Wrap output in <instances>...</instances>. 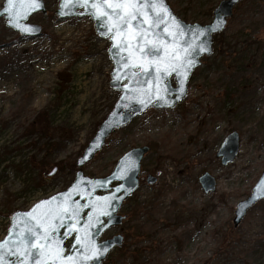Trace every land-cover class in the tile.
I'll use <instances>...</instances> for the list:
<instances>
[{
  "label": "rangeland",
  "instance_id": "1",
  "mask_svg": "<svg viewBox=\"0 0 264 264\" xmlns=\"http://www.w3.org/2000/svg\"><path fill=\"white\" fill-rule=\"evenodd\" d=\"M43 1L47 13L28 21L40 37L0 19V242L15 212L71 186L76 161L120 96L110 86V40L91 17L60 20V0ZM166 1L188 24L207 25L224 0ZM220 41L185 100L149 109L84 166L85 176L104 178L132 149L150 148L140 187L120 212L127 220L104 237L120 234L124 244L103 264H264V200L234 224L264 171V0L239 3ZM232 132L240 149L224 166L217 153ZM205 173L217 182L209 194L199 183Z\"/></svg>",
  "mask_w": 264,
  "mask_h": 264
},
{
  "label": "water",
  "instance_id": "2",
  "mask_svg": "<svg viewBox=\"0 0 264 264\" xmlns=\"http://www.w3.org/2000/svg\"><path fill=\"white\" fill-rule=\"evenodd\" d=\"M245 0H224L214 11V18L210 24H188L180 19L171 9L166 0L163 3L168 7L172 16L175 17V22L179 24V29L168 21L170 32L173 35L169 36L165 33L168 42V54L172 55L174 52H183L187 58L194 61V66L186 74L183 80L176 72L165 73L163 64L160 65L161 71H155L157 64L153 63L143 71L139 66V62H148L152 57L144 56L137 50V40L130 38L125 34L118 37L115 41L112 39L111 33L105 35L106 21L98 19L93 15L91 8L92 0H89L88 7L80 6L79 0H69L67 7H63L64 0H60L59 8L56 14L60 20H66L73 17H91L94 21V28L97 35L102 39L110 40V47L108 50L109 58L113 64V71L111 73L110 86L114 91L120 93V96L115 103L112 111L108 114L105 120L99 126L94 138L90 141L82 156L76 161L75 180L71 186L63 192L57 193L48 199L39 201L28 211H17L10 219V227L6 237L0 242L8 241L5 245L4 261L5 264H20V257L13 255L7 251L8 247H14L18 242L17 236H25L28 230L35 223L31 216L23 214L34 213L40 217L47 209L58 207L64 202L65 193H71L68 204L82 205V210L79 217V224L77 228L83 227L88 221V216L92 215L94 223L88 229L95 237V242L107 250L103 252L98 258L89 261L88 264H103L108 258L109 254L124 243L122 235H115L109 239L101 241L106 232L113 227H119L123 224L126 217L119 215L124 202L130 198L140 186V174L142 161L150 151L147 146L134 148L123 157H121L111 174L104 178H90L84 175L83 167L90 163L95 156L100 153L106 145L107 140L117 130L129 125L135 118L147 112L150 108L155 109H174L179 103L188 96L189 83L197 68L202 65L201 59L203 57H210L213 54L214 37L223 33L226 28L227 21L233 16L234 8ZM30 0H14L11 9L13 19L10 22V15L8 12L9 0H5L4 7L0 10V19L3 17L6 20V26L20 33L24 37L36 38L42 35V28L38 25L29 24V19L37 13L46 14L47 9L45 2L39 0V6L32 10L29 7ZM26 16V19L24 18ZM19 24L20 27L14 26ZM135 23V22H134ZM24 27L32 29L31 31L22 30ZM163 27V25H161ZM199 31H203L204 35H199ZM182 32L183 35H179ZM135 35V34H133ZM151 38V37H150ZM126 45L130 47H125ZM141 48L147 51L151 45L145 41H140ZM203 49V50H201ZM160 59L164 60L163 50L161 51ZM127 61V67H125ZM136 75L132 77L131 73ZM120 76L118 79L117 76ZM173 79L176 85L173 84ZM183 89V91H181ZM158 93V94H157ZM151 96V99L149 97ZM240 136L237 132L230 133L222 143L217 157L221 158L222 165L226 166L233 163L239 153ZM54 169L51 175H54ZM147 183L154 185L157 183V178L149 175ZM199 183L206 194L212 193L216 190L217 182L209 173L203 174L199 177ZM75 189V190H74ZM56 197V201L52 205H43L42 202L49 201ZM105 197L113 198L107 202L103 199ZM264 200V171L252 189L250 196L244 201L240 202L236 207V215L234 224L238 226L248 211L253 208L260 201ZM37 205H41L37 208ZM92 205H97L94 209ZM15 222V231L13 225ZM75 223L71 220L70 215H65L62 221L63 226L59 228L56 236L62 238V247L65 249L66 255L73 254L79 249L76 244V236L79 234L73 230L71 235L64 236L63 233L67 230V226ZM70 242V245L67 244ZM31 257L27 264H31Z\"/></svg>",
  "mask_w": 264,
  "mask_h": 264
},
{
  "label": "snow or ice",
  "instance_id": "3",
  "mask_svg": "<svg viewBox=\"0 0 264 264\" xmlns=\"http://www.w3.org/2000/svg\"><path fill=\"white\" fill-rule=\"evenodd\" d=\"M79 2L82 7L87 8L89 5V0H79ZM68 3L69 0H64L63 7H67ZM13 4L14 0H9L10 22L13 19L11 15ZM38 6L39 0H30L29 7L32 10ZM91 8L94 10L92 14L96 18L106 21L105 35L111 33L112 39L115 41L118 37L127 34L130 38L137 40L136 47L138 51L144 56L152 57L151 61L139 62V66L143 71H147L150 65L155 63L157 64L155 71L160 72V65L163 64L165 73L176 72L183 80L190 68L194 66V61L187 58L183 52H174L170 56L168 54L169 45L164 34L173 35L169 30L168 21H171L176 29H179L180 26L175 22V17L172 16L163 0H92ZM24 18L26 19V16ZM14 26L20 27L18 23ZM22 30L31 31L32 29L24 27ZM198 34L204 35V32L198 30ZM179 35L182 36L183 33L179 32ZM140 41H145L151 47L145 51L144 48L139 46ZM125 47L130 46L126 45ZM162 50L166 57L164 60L160 59ZM124 66L127 67V61H125ZM131 75L134 77L136 73L132 72ZM117 78H120L119 74ZM149 99H151V96ZM63 195L65 199L62 204L47 209L40 217H37L34 213L23 214L31 216L35 223L28 230L27 235L17 236L16 240L18 242L14 247H8L7 249L9 253L20 257V264H27L30 257L32 258L31 264H88L89 261L98 258L107 250L105 247L96 244L94 235L88 230L94 223L93 216L89 215L87 223L83 227L77 228L83 206L75 204V202H73V205H69L67 201L70 199L71 193ZM56 199V197H53L51 200L42 203L43 205H52ZM103 199L106 201L105 206H107V202L114 199V197ZM40 207L41 205H37V208ZM92 207L95 209L97 205H92ZM65 215H70L71 220L75 223L68 225L63 235H71L73 230L79 233L76 236V244L79 245V249L71 255L65 254V249L62 247L63 240L56 236L59 228L63 226L62 221ZM13 229L15 231V222ZM7 244H9L8 241L0 243V264H5L4 250Z\"/></svg>",
  "mask_w": 264,
  "mask_h": 264
},
{
  "label": "trees",
  "instance_id": "4",
  "mask_svg": "<svg viewBox=\"0 0 264 264\" xmlns=\"http://www.w3.org/2000/svg\"><path fill=\"white\" fill-rule=\"evenodd\" d=\"M212 13H213V10H210V11H209V15H211ZM221 38H222V34L219 35V36H216V37L214 38V48L217 49V47L222 43V41H220Z\"/></svg>",
  "mask_w": 264,
  "mask_h": 264
},
{
  "label": "bare ground",
  "instance_id": "5",
  "mask_svg": "<svg viewBox=\"0 0 264 264\" xmlns=\"http://www.w3.org/2000/svg\"><path fill=\"white\" fill-rule=\"evenodd\" d=\"M261 117V120L264 122V117H262V116H259V117H257V118H260Z\"/></svg>",
  "mask_w": 264,
  "mask_h": 264
},
{
  "label": "flooded vegetation",
  "instance_id": "6",
  "mask_svg": "<svg viewBox=\"0 0 264 264\" xmlns=\"http://www.w3.org/2000/svg\"><path fill=\"white\" fill-rule=\"evenodd\" d=\"M107 233H108V232H107ZM107 233H106V234H107ZM106 234H105V235H106ZM113 236H114V235H113ZM106 239H109V238H106Z\"/></svg>",
  "mask_w": 264,
  "mask_h": 264
}]
</instances>
